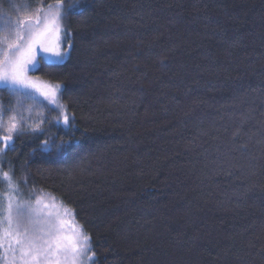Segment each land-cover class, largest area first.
<instances>
[{
	"label": "trees",
	"instance_id": "16d2710c",
	"mask_svg": "<svg viewBox=\"0 0 264 264\" xmlns=\"http://www.w3.org/2000/svg\"><path fill=\"white\" fill-rule=\"evenodd\" d=\"M63 9L68 54L29 74L59 84L64 107H45L42 131L0 152L19 189L0 183L4 217L9 196L26 213L38 198L56 204L97 264H264V0ZM34 224L18 231L39 235Z\"/></svg>",
	"mask_w": 264,
	"mask_h": 264
},
{
	"label": "snow or ice",
	"instance_id": "6c2138e0",
	"mask_svg": "<svg viewBox=\"0 0 264 264\" xmlns=\"http://www.w3.org/2000/svg\"><path fill=\"white\" fill-rule=\"evenodd\" d=\"M70 7L77 6L70 5ZM42 12L43 17H41ZM64 14L63 0H56L54 5H48L47 11H44L43 7H38L34 13L26 14L24 18H18L15 23L6 20L0 25V89L6 90L9 95L14 96L17 102L16 108L12 109L0 106V131L6 132V134L0 135V141L5 145V148L0 149V152L12 147L14 137L29 130L32 132L42 131L39 123L34 124L31 129L26 127L27 121L19 111L28 101H31L32 106H39V101L30 89H36L50 102L56 101L57 93L61 87L59 84L38 87L27 73L30 70H36L41 60L47 61V57L42 53L55 58V63L63 61L68 54L71 48L70 43L67 48H60L61 20ZM74 14L82 15L83 9H79ZM49 37H53V39L50 40ZM59 107L63 108L64 106L59 105ZM8 111L13 114L8 116L7 122H5L4 118ZM63 123L65 127H71L67 114H63ZM47 143L45 141V145ZM68 143V141H62L56 146L57 151H63ZM4 182H7L12 193L19 190L18 185L13 184L8 172L0 173V183ZM39 203L38 198L37 204ZM26 208H30V206L22 205L9 196L5 218L2 201H0V264H9L8 250L13 252L11 264H15L17 248L13 247V240L19 249V260L22 264H97L95 253L91 249V239L78 225H73L71 235L62 231L66 223L64 220L59 221V230L53 231L56 229L55 225H51L48 230L41 229L44 232L43 235L36 234L35 230H30L28 227H24L22 233L19 232L18 229L25 220L29 224L34 223L33 212L35 210L26 213ZM5 219L7 228L3 227ZM5 239H9L8 249L4 247ZM85 256L86 260L83 259Z\"/></svg>",
	"mask_w": 264,
	"mask_h": 264
},
{
	"label": "rangeland",
	"instance_id": "374dc122",
	"mask_svg": "<svg viewBox=\"0 0 264 264\" xmlns=\"http://www.w3.org/2000/svg\"><path fill=\"white\" fill-rule=\"evenodd\" d=\"M6 2H9V1L7 0ZM38 7L40 6L30 7L28 4H25L22 0L20 2H14V1L9 2L8 7L6 8H3L0 6V25H2L3 22L6 20H11L13 23H15V21L18 18H24L26 14L34 13ZM41 17H43V13H41ZM61 25H62V34H61V40H60V48L64 49V48H67L68 45L67 43H65V38L63 36L64 35L63 19L61 20ZM49 39L51 40L53 39V37H49ZM42 55H45L48 61L54 62L55 60V58L50 57L47 54L42 53ZM30 71L27 73V75L30 79L35 81L38 87L42 88L43 86L48 85V84H44L40 82L37 79L31 78L29 74ZM30 91L35 95V97L39 101V106L38 107L32 106L31 101H28L23 105L22 109H19V111H21L23 117L27 121L25 126L28 127L29 129H31V127L34 126V124L36 123L42 124V122L45 119V107H47L48 105L49 106H59L58 105V93H57L56 101L53 103V102H50L48 98H45V96L41 95L39 91H36V89H30ZM0 106H3L5 109L16 108L17 106L16 98L10 95L9 99L6 102L4 100H0ZM12 114L13 113L11 111H8V113L5 115V118H4L5 122H7L8 116ZM4 134H6V132L0 131V135H4ZM33 209L35 210L33 212V220H37V224H34V223L33 224L37 228V230H39V235L44 234V232L41 231V229L48 230L51 227V225L56 226V229H54L53 231L59 230L60 220H64L66 222L63 226L62 231L69 235L72 234L73 225H74L73 221L69 217H67L65 212L64 211L62 212L61 208L57 206L56 204L54 203L49 204L45 201L40 200V203L37 205H34V207L31 210ZM65 217H67L68 219H66ZM12 243H13V247L17 248L16 253H15L17 260L15 261V264H22V262L19 260V255H20L19 249L14 244V240ZM8 245H9V239H5V244H4L5 249H8ZM7 256H8V262L9 264H11V258L13 256V252L11 250H8ZM83 259L86 260L87 257L85 256Z\"/></svg>",
	"mask_w": 264,
	"mask_h": 264
}]
</instances>
